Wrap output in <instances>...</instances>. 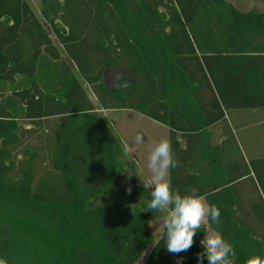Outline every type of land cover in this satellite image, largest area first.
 Returning <instances> with one entry per match:
<instances>
[{
  "label": "trees",
  "instance_id": "16d2710c",
  "mask_svg": "<svg viewBox=\"0 0 264 264\" xmlns=\"http://www.w3.org/2000/svg\"><path fill=\"white\" fill-rule=\"evenodd\" d=\"M106 75L125 81L111 87ZM96 106L169 129L170 190L195 189L220 211L188 250L166 252L149 230L163 216L147 211L150 191L123 194L120 182L135 176L125 172L136 171ZM230 109L264 110V10L226 0H39L35 11L0 0V264H197V253L207 264V229L232 245L231 264H264V233L238 216L237 186L251 166L264 192V157L246 161L229 130L210 140ZM49 118L53 147L37 173L41 153L29 140Z\"/></svg>",
  "mask_w": 264,
  "mask_h": 264
},
{
  "label": "rangeland",
  "instance_id": "374dc122",
  "mask_svg": "<svg viewBox=\"0 0 264 264\" xmlns=\"http://www.w3.org/2000/svg\"><path fill=\"white\" fill-rule=\"evenodd\" d=\"M35 11H38L39 0H27ZM227 2L234 5L240 11H250L264 10V0H226ZM47 31L49 29L45 27ZM54 45L58 46L56 39L51 35ZM62 59L67 65L72 68V63L70 64L68 58L62 52ZM106 75L105 81H107L108 86H122L121 82L125 81L122 76ZM82 83V81H81ZM84 86V85H83ZM90 99L95 103V97L91 92H88ZM97 113L102 117V119L109 124L112 136L114 137L117 146L122 149L125 142L130 145L129 152L127 156L132 161L135 168L137 177L133 176L126 181H121L120 184L125 187L123 194L127 196L129 191L134 193V197L137 200L141 199V193L136 190L139 186L143 187V182L151 177V172L147 168L148 155L154 144L158 143L161 139L167 140L166 128L165 126L159 125L154 122L151 118L146 117L138 112L131 109H109L105 110L96 106ZM226 115L230 118L233 129L236 132L235 139L240 145L242 154L244 155L246 161L248 158H254L248 153L247 149L249 146L253 150V144L264 143V110L262 109H230L226 111ZM56 118H49L42 123L41 128L36 132L34 136L31 137L29 142L31 145L38 149L41 153L40 160L37 164V173H40L44 168L48 167L49 164V153L53 147L55 128H56ZM222 123L219 122L212 126V131L214 135L222 132ZM141 135L142 140L140 143H135L134 138L136 135ZM218 137H213L212 141H218ZM246 144H245V143ZM244 143V144H243ZM247 148H245L244 147ZM247 145V146H246ZM254 151V150H253ZM252 151V152H253ZM250 165V164H249ZM251 177L245 178L243 182L239 184L242 193V201L239 206V213L241 218L248 222L251 227L258 229V231H263L258 228L257 219V209L262 214L264 204V192L263 188L257 184L255 176L253 175V169L249 166ZM169 183V182H168ZM147 189V188H146ZM150 191V189H147ZM136 193V195H135ZM246 197H245V196ZM246 198V202L244 203ZM201 200L205 203L203 198ZM262 210V211H261ZM252 212V213H251ZM258 213V212H257ZM167 214V210L163 211V215ZM253 214V215H252ZM250 217V218H249ZM256 218V219H255ZM154 220V219H153ZM153 220L149 224L153 223ZM204 222V223H203ZM201 226L206 225L203 221ZM163 223L162 218L156 219L155 224L149 226L148 228L151 233L157 238L160 235L161 228H156V226H161ZM156 228V229H155ZM210 230H206L205 234H208ZM214 233V232H211ZM148 250V249H147ZM147 250L145 253H147ZM141 262V261H140ZM140 264V263H138Z\"/></svg>",
  "mask_w": 264,
  "mask_h": 264
},
{
  "label": "clouds",
  "instance_id": "9594fccd",
  "mask_svg": "<svg viewBox=\"0 0 264 264\" xmlns=\"http://www.w3.org/2000/svg\"><path fill=\"white\" fill-rule=\"evenodd\" d=\"M141 135H136L135 143H140ZM130 145L125 142L122 152L126 155ZM177 167V161L171 151L170 143L166 139H161L151 148L147 160V168L151 172V177L144 180L143 187L150 189V201L145 204L147 211L163 212L167 214L156 216L152 224L156 225V219L162 218L160 241H163V248L168 253H179L186 251L193 244V237L201 228L202 222L207 217L212 223H217L220 211L215 205H207L199 196L196 190L191 193L180 194L170 190L169 183L165 179L170 169ZM125 172V171H123ZM129 176L135 175L131 170L125 172ZM138 177V176H137ZM155 228V229H156ZM204 233V232H203ZM207 264H231L230 255L233 254L232 245L218 233L205 234L200 239ZM197 253V264H201ZM183 258H178L177 264H182Z\"/></svg>",
  "mask_w": 264,
  "mask_h": 264
},
{
  "label": "crops",
  "instance_id": "0c3cea01",
  "mask_svg": "<svg viewBox=\"0 0 264 264\" xmlns=\"http://www.w3.org/2000/svg\"><path fill=\"white\" fill-rule=\"evenodd\" d=\"M225 118H226V121H225V124L224 123H222L221 125H222V132H220V133H217V134H215L214 135V132L212 131V127H210V131H211V141H212V139H213V137H218L217 139H218V141H220L221 139H223L226 135L225 134H227V133H225V132H228V130L231 132V133H233V135L235 136V134H236V132L234 131V129H233V125L231 124V121H230V118L225 114ZM153 120V119H152ZM154 122H156V123H158L159 125H162V126H164L163 124H160L159 122H157V121H155V120H153ZM215 124H218V123H215ZM214 124V125H215ZM213 125V126H214ZM165 128H166V134H167V141L169 142V129L165 126ZM218 141H216V142H218ZM245 143V142H244ZM243 143V144H244ZM182 144H183V142H182ZM246 144V143H245ZM240 146V145H239ZM247 146V145H246ZM244 147H245V145H244ZM248 147V149H247V151H248V153L249 154H251L254 158H260V157H264V143H260V144H253V150H251V148L249 147V146H247ZM241 148V147H240ZM253 151V152H252ZM249 178V177H248ZM165 179L167 180V182H169V172H168V174L166 175V177H165ZM244 181V179H242V180H240L239 182H238V184H237V186H238V190H239V193H240V198H241V201H242V191H241V188H239V184L241 183V182H243ZM245 196V195H244ZM246 197V196H245ZM200 198H202V197H200ZM204 200V199H203ZM205 201V200H204ZM246 202V198H245V201H244V203ZM241 203V202H240ZM252 213V212H251ZM253 215V214H252ZM238 216L241 218V216H240V213H239V210H238ZM250 218V217H249ZM205 222H206V218H205V220H204ZM204 223V222H203ZM247 224H249L248 222H247ZM250 225V224H249ZM251 226V225H250ZM258 228H260L259 226H258ZM260 229H262V228H260ZM258 230V229H257ZM263 231H259V233H264V229H262ZM211 232H213V231H209L208 232V234H212ZM215 233V232H214Z\"/></svg>",
  "mask_w": 264,
  "mask_h": 264
},
{
  "label": "flooded vegetation",
  "instance_id": "af4514ba",
  "mask_svg": "<svg viewBox=\"0 0 264 264\" xmlns=\"http://www.w3.org/2000/svg\"><path fill=\"white\" fill-rule=\"evenodd\" d=\"M105 77H106V76H105ZM119 77L121 78V77H122V75H117V77H116V78H117V80H118V78H119ZM104 80H105V79H104ZM107 81H108V80H107ZM107 81H105V83H106V84H108V83H107Z\"/></svg>",
  "mask_w": 264,
  "mask_h": 264
}]
</instances>
